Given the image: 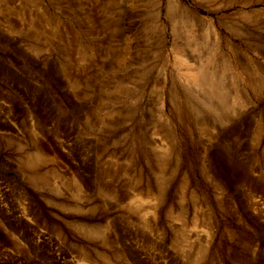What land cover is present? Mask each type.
Listing matches in <instances>:
<instances>
[{
	"label": "rangeland",
	"instance_id": "rangeland-1",
	"mask_svg": "<svg viewBox=\"0 0 264 264\" xmlns=\"http://www.w3.org/2000/svg\"><path fill=\"white\" fill-rule=\"evenodd\" d=\"M39 1L53 20L36 24L26 0L0 7V264H264V0H177L196 28L176 17V37L166 0L158 19L157 0ZM210 27L243 60L224 72L225 105L239 76L252 103L239 94L221 124L220 105L178 83L179 121L168 101L165 115L179 161L161 165L149 134L173 140L156 77L167 59L168 87L177 77L174 43L213 49ZM226 135L238 136L228 165Z\"/></svg>",
	"mask_w": 264,
	"mask_h": 264
},
{
	"label": "bare ground",
	"instance_id": "bare-ground-1",
	"mask_svg": "<svg viewBox=\"0 0 264 264\" xmlns=\"http://www.w3.org/2000/svg\"><path fill=\"white\" fill-rule=\"evenodd\" d=\"M9 1L10 0H0V7L7 6ZM26 1L33 6L39 7L37 14H35L33 16V18L30 17V19L32 18V21L36 22V24L37 23L38 24H40V23L44 24V23H47L49 20L52 19V18H50L52 16H50V14L48 13V10L46 8L40 6L39 0H26ZM160 5H161V0H157V4H156V6H157L156 17L157 18L156 19H158L160 17V14H161ZM165 7H166L167 17H169L171 20V33H172V35H174V37H176L179 33L178 28H177V24H178L177 21L178 20H176V17L181 18L182 22L184 21L185 23H187L188 24L187 27L192 28V29L196 28L194 25V20H195L194 16H193V19H194L193 20L192 18H190L189 12L187 13L186 10L181 11L179 8V4H178L177 0H166ZM2 11H3V8H0V13ZM186 19L189 20L190 23H188V21ZM26 22H29V20ZM160 30L163 33L162 35H164L163 24L160 25ZM210 31L212 34L211 36H213V46H212L213 49L209 50V52H206L205 54H203L204 52L202 53L203 47L201 45L196 46L197 44L196 45L192 44V42L190 40L191 38L187 39V42L189 40V42L186 46L188 48V50H184V48L182 49L181 46H177L175 43L173 44V48H172V54L174 57L173 67L176 69L177 77H175L174 75L171 76V83H170L169 87H168L169 76H168V73L166 70L168 67L166 65L168 63V59L166 60V63H164V66L160 69L159 74L156 77V81H155L156 86L158 87V89H160L159 95H158V103H159V115L158 116H159V119L164 120V124L161 125L160 132L163 131L164 136L171 137L173 140L170 148H164L163 146H158L156 144V142L158 141V137H157L158 131L155 130V127H154V130L152 132L149 131L150 132L149 135H150V139L152 140V143H150L149 144L150 147L149 146L148 147L150 148V150L152 152H156L157 150L162 151L161 152L162 154L157 155V160L160 162L161 165H164L165 157L170 155L173 151L176 152V153H174V152L173 153L176 154V160L179 161V159H178L179 154L178 153H179V146H180V136L177 132V122L176 123L173 122L171 119H169V117H167L165 115V106H166L167 101H168L171 104V106L173 107V109L175 111V116H177L178 121H179V118L181 116L180 104L182 101V96H181L180 91L178 90L179 89L178 83H181L182 86H184L186 89L190 90V92L192 94V95H190V98H194L195 96L199 97L201 100H202V98H205V99L208 98V100L210 102L220 105V107H221L220 109L222 110V112L225 111V113L223 115H221V117H220V121H221L220 123L221 124L228 125L231 122L232 118L234 117V114L237 111L236 106L241 104L240 99H242V98H240V97L243 96V97H245V99L247 98L249 100L248 102H246L244 100L245 104L249 103V102L252 103L249 99L250 96H249V91L247 89V86L244 84L245 83L244 78L239 76L238 79H239V81H241L240 91H238L235 94L232 91L234 96L231 99V101H229L230 103L225 105V102H227V101H225V98H226V95H228V94H226V92L224 90V89H226L224 84H223L224 83L223 78H225L224 72L229 71L231 73V76L233 77L234 67L235 66L240 67L243 60H241L242 59L241 56L238 55L236 48H234L227 41L224 42L223 39L221 38V36L218 34V32L213 27H210ZM162 42H164V37H162ZM185 51H187V53ZM218 59L220 60V62L218 61ZM242 66H243V63H242ZM258 66H259L258 68H260L261 70L264 69V67L262 65H258ZM237 75H239V74H237ZM231 82H233V81H231ZM250 83H251V81H250ZM233 84H234V82H233ZM166 87L168 89H170L169 94L166 93V91H165V89H167ZM229 87H231V86H229ZM255 92L257 93V91H255ZM239 94L240 95L242 94V96H240ZM212 103H210V104L212 105ZM205 105H207V103ZM216 107L217 106L215 105L214 108H216ZM214 108L212 107V109L217 113L218 111H216ZM212 109H210V110H212ZM242 109H243V107H242ZM193 113H195V112H193ZM197 115H198V117L196 115L195 116L197 118H199V114H197ZM219 115H220V113H219ZM181 123H183V121H181V119H180V124ZM201 124H204V123L202 122ZM196 126H198V124ZM187 128H188L189 134L193 135L194 129L192 128V126H190L188 124ZM227 132H229V130H227ZM239 132L240 131L238 130V133H236V134L238 135ZM244 132L245 131H243V133ZM201 134H203V133H201ZM232 135H226V137L223 141V152H221V154L224 157L223 158L225 161L224 164H226V165L230 164V156L232 154L231 153L232 147H233V144L235 143V141L238 140V136L240 134L238 136L234 135V138ZM209 154H210V151L207 152V155L205 157V159H206L205 163H206V167L208 168V170L211 171L214 168L216 162L221 161V158H219L218 155L215 158H212L209 156ZM222 166H224V165L222 164ZM211 180L215 183V185L217 186L218 189H221L220 181L215 176H212ZM80 181L82 182V180H80ZM77 185H78V188L80 190H82L81 189L82 185L80 184V182L77 183ZM133 196H131V197H133ZM135 197H133V200H135L134 203L137 206H141V204L143 203V199H141L139 196H137L136 198ZM80 225L82 228H85L83 226V224H80ZM87 231L95 232L96 229L95 228H87ZM207 245H208V243H206L205 247L203 249H201V253H203L204 250H206ZM203 254H205V253H203ZM82 263H80V264H82Z\"/></svg>",
	"mask_w": 264,
	"mask_h": 264
}]
</instances>
